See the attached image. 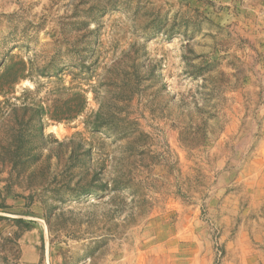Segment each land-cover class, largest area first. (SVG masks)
<instances>
[{"label":"rangeland","instance_id":"374dc122","mask_svg":"<svg viewBox=\"0 0 264 264\" xmlns=\"http://www.w3.org/2000/svg\"><path fill=\"white\" fill-rule=\"evenodd\" d=\"M0 264H264V0H0Z\"/></svg>","mask_w":264,"mask_h":264}]
</instances>
